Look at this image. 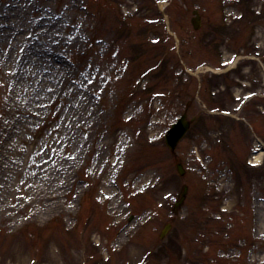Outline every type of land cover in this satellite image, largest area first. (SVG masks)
<instances>
[{
	"label": "rangeland",
	"instance_id": "1",
	"mask_svg": "<svg viewBox=\"0 0 264 264\" xmlns=\"http://www.w3.org/2000/svg\"><path fill=\"white\" fill-rule=\"evenodd\" d=\"M259 143L264 0H0V264H264Z\"/></svg>",
	"mask_w": 264,
	"mask_h": 264
},
{
	"label": "water",
	"instance_id": "2",
	"mask_svg": "<svg viewBox=\"0 0 264 264\" xmlns=\"http://www.w3.org/2000/svg\"><path fill=\"white\" fill-rule=\"evenodd\" d=\"M188 128V123L185 122L184 117L178 121L177 124L173 125L171 130L166 136L167 145L173 149L179 139L185 134Z\"/></svg>",
	"mask_w": 264,
	"mask_h": 264
},
{
	"label": "bare ground",
	"instance_id": "3",
	"mask_svg": "<svg viewBox=\"0 0 264 264\" xmlns=\"http://www.w3.org/2000/svg\"><path fill=\"white\" fill-rule=\"evenodd\" d=\"M259 158H260V155H256V156H255V159H256L257 161H259Z\"/></svg>",
	"mask_w": 264,
	"mask_h": 264
}]
</instances>
